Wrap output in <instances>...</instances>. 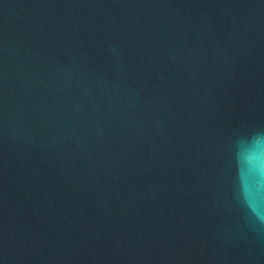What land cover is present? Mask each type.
Segmentation results:
<instances>
[{
  "label": "water",
  "instance_id": "1",
  "mask_svg": "<svg viewBox=\"0 0 264 264\" xmlns=\"http://www.w3.org/2000/svg\"><path fill=\"white\" fill-rule=\"evenodd\" d=\"M258 130L264 0H0V264H264Z\"/></svg>",
  "mask_w": 264,
  "mask_h": 264
},
{
  "label": "clouds",
  "instance_id": "2",
  "mask_svg": "<svg viewBox=\"0 0 264 264\" xmlns=\"http://www.w3.org/2000/svg\"><path fill=\"white\" fill-rule=\"evenodd\" d=\"M233 195L249 226L264 231V130L240 136L234 143Z\"/></svg>",
  "mask_w": 264,
  "mask_h": 264
}]
</instances>
